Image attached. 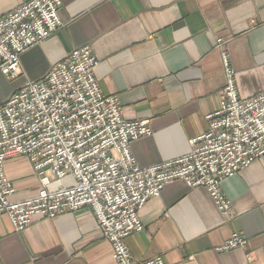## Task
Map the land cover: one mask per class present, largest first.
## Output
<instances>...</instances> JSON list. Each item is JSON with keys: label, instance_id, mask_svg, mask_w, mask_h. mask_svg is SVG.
I'll return each instance as SVG.
<instances>
[{"label": "crops", "instance_id": "obj_1", "mask_svg": "<svg viewBox=\"0 0 264 264\" xmlns=\"http://www.w3.org/2000/svg\"><path fill=\"white\" fill-rule=\"evenodd\" d=\"M28 1L0 0V18ZM58 17L61 28L21 55L16 79L0 73V104L88 47L98 60L93 75L102 94L117 99L124 120L148 121L151 136L130 145L141 168L186 155L190 141L207 132L206 116L219 110L225 85L223 55L239 98L264 91V0H60ZM4 172L14 187L11 202L43 189L26 157L6 161ZM48 181L47 190L73 184L71 177ZM220 190L229 214L203 188L165 185L138 214L143 230L125 240L132 259L264 264V156L222 181ZM234 234L246 248L220 251ZM112 254L88 207L36 218L20 232L0 215V264H115Z\"/></svg>", "mask_w": 264, "mask_h": 264}, {"label": "built area", "instance_id": "obj_2", "mask_svg": "<svg viewBox=\"0 0 264 264\" xmlns=\"http://www.w3.org/2000/svg\"><path fill=\"white\" fill-rule=\"evenodd\" d=\"M60 0H30L0 18V73L17 76L20 57L62 26ZM220 42V40L218 41ZM225 85L220 108L206 116L208 130L190 141L181 157L141 168L130 152L132 142L151 136L148 121H126L115 97L102 94L93 70L98 60L88 47L72 51L37 81H28L0 104V215L16 232L34 219H54L85 207L93 211L102 236L112 247L115 264H164L161 257L132 259L125 240L141 232L138 214L165 185L182 181L203 188L217 209L230 213L220 184L264 156V91L239 98L234 72L225 55ZM26 157L43 189L33 198L11 202L13 184L6 161ZM48 176L71 177L70 186L47 190ZM234 234L220 249H245Z\"/></svg>", "mask_w": 264, "mask_h": 264}, {"label": "rangeland", "instance_id": "obj_3", "mask_svg": "<svg viewBox=\"0 0 264 264\" xmlns=\"http://www.w3.org/2000/svg\"><path fill=\"white\" fill-rule=\"evenodd\" d=\"M52 37V36H51ZM20 75V62H19V69H18V72H17V76L16 77H14V78H6L7 80H14V79H16L18 76ZM3 215V214H2Z\"/></svg>", "mask_w": 264, "mask_h": 264}]
</instances>
